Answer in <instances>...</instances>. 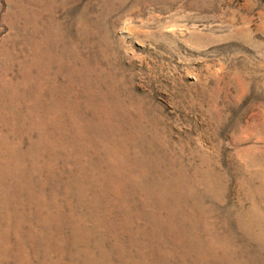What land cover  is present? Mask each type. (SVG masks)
I'll return each mask as SVG.
<instances>
[{
	"label": "rangeland",
	"instance_id": "1",
	"mask_svg": "<svg viewBox=\"0 0 264 264\" xmlns=\"http://www.w3.org/2000/svg\"><path fill=\"white\" fill-rule=\"evenodd\" d=\"M0 155L41 192L12 219L43 229L33 264L85 263L51 218L76 201L107 264H133L109 232L136 264H264V0H0Z\"/></svg>",
	"mask_w": 264,
	"mask_h": 264
},
{
	"label": "bare ground",
	"instance_id": "2",
	"mask_svg": "<svg viewBox=\"0 0 264 264\" xmlns=\"http://www.w3.org/2000/svg\"><path fill=\"white\" fill-rule=\"evenodd\" d=\"M28 112H30V111H28ZM46 137L48 140L51 139L48 136H46ZM41 140L43 141V135L41 137ZM0 158H1L0 159V168H2V169L15 168L16 165H18L20 160H21V158H17V157H13V156H4V155H0ZM23 175L21 174V175L17 176L18 178L16 179V183H14V184L9 181V174L8 175H2V176L0 175V260L4 261L3 263H6L5 261L12 260V263H14V264H33L34 263L33 258L35 256L32 255L31 256L32 258L30 259V255L32 253L31 251H38L39 249H43L45 254H48V255L51 254L50 250L48 249V247L46 245V241L45 240L42 241V239H40V238H42L40 236L43 235V229L42 228L39 229V227L32 226V229H29L28 232H26V230L24 229V226L26 225L27 222L25 221L24 217H21V216H23L24 213L22 215H19L20 218L18 219L17 223H14V221L12 220L14 217L13 215L18 212V210L20 209V207H22V205H24V204L25 205L26 204L32 205L36 202H39V204H43L41 192L40 193L34 192L33 189L30 187V185L28 184V182H29V181H27L28 179H23L24 178ZM27 177H29V176H27ZM71 197H75V195H72ZM67 205H68V208L65 210H62L61 214H59L58 216L51 217V218H58V217H61L63 215H69L73 221H78L79 224H74V226L76 227L75 237L79 240H73L72 246L75 247L81 254H83L85 256V263L86 264H107V262L109 260V254L108 253L105 254L106 258L103 260L97 259L96 256H94V254H92L94 252L95 248L102 247V245L103 246L105 245V242H104L105 240L104 241L102 240V238L104 237L103 234L102 235L98 234L99 236L98 235L96 236L97 241L94 244H92V241L89 240L91 238L92 229L90 230L91 232H89L88 226L84 225V224H86L85 223L86 219L92 220L93 218L94 219L98 218V216L94 213L90 214L89 211H88L89 214L87 212H83L81 210V208L83 207V204L80 201H76V205L73 207H70L69 204H67ZM148 205H149V203H148ZM150 205L153 206L152 203H150ZM62 206H64V205H62ZM155 213H156L155 211H152V212H149L147 214V217L150 218L151 222L155 225V226H153V229L148 228V227H145V228H143L141 226L139 227V229L143 233V236H146L149 234L154 235V236H158V237L162 236V234H160L161 230H160V226H159L158 219H157L158 215L156 216ZM130 214H131V212H130ZM181 214L177 210H172L171 215L168 218L169 219V227L171 229H173L174 233L175 232L177 233L176 241L177 242L179 241L181 243V245H184L180 249V250H182L181 252L183 254H185L186 256H189L191 254L189 252L192 250V248L188 247L185 244L184 236H185V234H188L189 232H191V230H190V228L185 229V225L182 222H180V219L183 218V216H180ZM137 216L139 217V214ZM99 217H101V215ZM261 218H259V219H261ZM83 221H85V222H83ZM81 222H83V224H81ZM29 224L30 223H28L27 225H29ZM103 224L101 226H100V224L99 225L94 224V225L100 226L98 228L104 230L103 233L105 234L109 231L106 229V225L105 224L103 225ZM118 227L121 228L122 232L127 230L125 223H123L122 225H119ZM128 227L131 228L130 224H128ZM31 230L36 231V235H32L30 233ZM177 231H179L180 233L178 234ZM23 232L27 233V237H24ZM94 232H96L95 228H94ZM260 232H262V231H260ZM109 233L114 237L116 247L121 249V253H122L121 260L123 259V260L127 261L128 263H133V264L139 263V261H141V260H148L147 257H142L140 259H136L135 258L136 253L134 251H137L139 249V252H143L146 250V247H149L150 245H146V244L142 245L141 243H139V244H136V246H137L136 249L134 251H132V250L126 249L123 242H118L119 239L115 234H113L111 232H109ZM258 236H259V234H258ZM24 239L27 241L28 244H26ZM36 239L39 240V244H35L34 240H36ZM156 240L158 241L157 238H156ZM133 241H134V239L130 240L131 243H133ZM136 243H138V242H136ZM133 244H135V243H133ZM157 245L159 246V248H168V245L162 244V242H161V244L158 243ZM155 246H156L155 243L153 246L151 245V247H155ZM200 246H202V245H200ZM208 248L213 249L214 246L209 245ZM170 251H171V249H169V253H170ZM136 255H138V254H136ZM117 256L120 257V254H118ZM236 259H237V257H236ZM78 263L85 264L80 257L78 258Z\"/></svg>",
	"mask_w": 264,
	"mask_h": 264
}]
</instances>
